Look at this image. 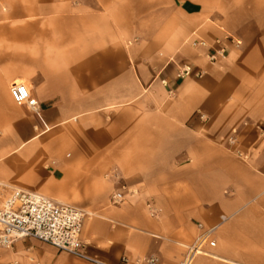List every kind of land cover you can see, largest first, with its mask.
Instances as JSON below:
<instances>
[{
  "label": "crops",
  "instance_id": "1",
  "mask_svg": "<svg viewBox=\"0 0 264 264\" xmlns=\"http://www.w3.org/2000/svg\"><path fill=\"white\" fill-rule=\"evenodd\" d=\"M14 189L86 212L102 264H180L221 217L193 264H264V0H0V204ZM0 264L93 263L26 238Z\"/></svg>",
  "mask_w": 264,
  "mask_h": 264
},
{
  "label": "built area",
  "instance_id": "2",
  "mask_svg": "<svg viewBox=\"0 0 264 264\" xmlns=\"http://www.w3.org/2000/svg\"><path fill=\"white\" fill-rule=\"evenodd\" d=\"M240 44L235 43V47ZM193 48L209 49V45L200 39L191 43ZM225 59L223 50L213 51L206 56L209 63L213 64ZM191 73L189 67H183L179 78L188 77ZM12 101L18 106H26L31 110L37 109V102L30 96L29 91L23 84H13L9 90ZM238 156H241L237 153ZM122 196L115 194L113 202L120 203ZM89 215L83 210L60 204L34 192L14 189L0 204V246L9 248L15 241L21 239H34L47 244L60 252L80 258L93 264H102L88 258L83 252V244L80 239L83 224ZM227 221L221 217L218 224L210 228L203 225L197 226L199 235L190 246L185 247V255L180 264H193L197 256L205 255L204 247H214L213 235L220 226ZM122 264H130L123 257ZM135 264H159L157 258H144Z\"/></svg>",
  "mask_w": 264,
  "mask_h": 264
},
{
  "label": "rangeland",
  "instance_id": "3",
  "mask_svg": "<svg viewBox=\"0 0 264 264\" xmlns=\"http://www.w3.org/2000/svg\"><path fill=\"white\" fill-rule=\"evenodd\" d=\"M17 83V82H16Z\"/></svg>",
  "mask_w": 264,
  "mask_h": 264
}]
</instances>
